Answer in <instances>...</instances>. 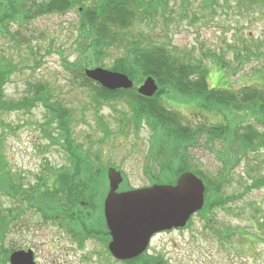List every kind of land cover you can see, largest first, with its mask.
<instances>
[{
    "label": "rangeland",
    "instance_id": "374dc122",
    "mask_svg": "<svg viewBox=\"0 0 264 264\" xmlns=\"http://www.w3.org/2000/svg\"><path fill=\"white\" fill-rule=\"evenodd\" d=\"M97 1L78 0L74 10L64 15L39 18L25 27L13 25L10 35L0 36V64L5 62L11 68L2 85L1 99L7 106L15 105L31 95V86H43L50 102L58 103L70 113L68 143L72 142L75 150L86 152L90 164L99 167L101 173L109 167L119 171L123 177L119 192L150 188L153 184H173L169 180L161 183V173L166 167L160 163L159 147L151 142V128L145 121L128 123L133 115L128 98L120 96L107 103H96V91L83 85L80 65L89 60V45L79 30L78 9ZM168 6L164 16L135 22L124 33L125 39L137 38L143 44L163 46L184 63L200 60L208 68L209 90L224 87L232 93L244 94L243 88L250 86L264 92V2L168 0ZM122 48H108L97 61L98 67L83 71L111 72L113 63L124 55ZM146 79L133 86L137 89ZM181 99L187 102L186 98ZM243 101L240 99L241 107L236 106L235 111L211 114H206V109L200 113V109L191 108L192 113L188 108L180 110L169 105L170 109L179 111L183 121H195L194 114H198L204 123L228 130L224 131L222 140L214 134L210 145L202 139L187 149L191 159L187 172L204 185L220 184L216 197L221 202L209 208L204 206L200 213L190 217L184 228L154 237L140 261L264 264V185L261 184L264 151L243 153V130L237 127L243 121L244 126L250 123L258 127L256 120L260 119L252 115L245 117ZM48 119L47 110L40 104L28 113H0L1 158L11 175L16 180L21 177L22 185L28 188L46 171L51 174L60 169V173H66L67 170L61 169L74 166L67 155V143L56 140L59 134L55 126L48 124ZM235 129L239 130L242 149L234 138ZM84 172L96 171L90 168ZM105 184L102 178L97 191L100 197ZM21 197L10 198L0 192V210H16L18 217L12 221L7 237L0 240V260H4L5 250L10 253L30 250L36 264H124L109 256L105 243L87 240L79 248L56 219L50 215L44 217ZM79 204L87 209V202L80 199ZM100 218L99 213L92 219L94 226H102ZM3 264H9V260Z\"/></svg>",
    "mask_w": 264,
    "mask_h": 264
},
{
    "label": "trees",
    "instance_id": "16d2710c",
    "mask_svg": "<svg viewBox=\"0 0 264 264\" xmlns=\"http://www.w3.org/2000/svg\"><path fill=\"white\" fill-rule=\"evenodd\" d=\"M77 1L0 0V36L10 35L13 25L25 27L39 18L64 15L68 11L74 10ZM254 2L261 4L264 0H254ZM168 7V0H151L150 2H144L143 0H99L78 9L79 30H81V35H84L89 45V60L83 61V64L80 65V76L83 85L96 91V103L101 101L107 103L120 96L121 98H128L127 102L132 106V109H130L133 112V115L127 120L128 123L134 124L135 122V124H139L145 121L152 131V144H156L160 149V154H162L160 163H165L166 168L161 173V183L165 180L174 182L178 174L189 171L191 159L187 156V149L194 144L195 132L193 129L183 127V118L178 113L179 111L169 108L171 104L180 110L181 108L184 109L183 105L186 101L181 98L187 99L186 104L189 107L200 109V113L203 109H206L208 112L206 114L224 110L235 111L236 106L241 107L240 99L243 100L244 98L245 117L252 115V117L260 119L259 121L256 120L258 127L250 123L244 126L246 132L244 133V153L264 151L263 91L259 92L250 86L243 88L244 94L232 93L224 87L209 90L206 81L208 68L200 60H191L184 63L163 46L143 44L137 38L125 39L126 35L124 33L135 22H147L149 18L151 19L156 15L164 16ZM110 47L124 48H122L124 55L113 63L110 71L126 75L134 84H139L148 77L153 78L158 85V91L152 98L148 99L138 95L135 86L129 90L108 91L85 77L83 70L88 67H98L97 61L103 57L104 51ZM10 71L9 64L5 62L0 64V113L2 111H24L28 113L39 104L42 105L49 115L48 124L55 126V132L59 134L56 140H63L67 143V155L74 166L73 168L61 169L67 170L66 173H60V169L53 171L51 174H47L46 171L39 175L38 178L40 179H38V182L36 181V184L28 188L22 185L23 180L21 177L16 180L11 175L0 154V192L15 199L23 196L21 197L22 201H27L32 209H37L44 217L50 215L54 220L59 215L68 216L69 218L78 217L77 220H73V224L82 226V231H86L85 224H89V214L94 213L93 217L95 218L101 211V202L105 196V191L102 190L101 197L97 191H99L98 188L102 178L106 180L105 172L101 173L99 167L90 164L91 158L86 155V152L81 153L78 149L75 150L72 142L68 143V115L70 113L68 110L61 108L58 103L52 104L49 100V94L43 86H31V95L18 104L7 106L3 103L1 99L2 85L7 81L11 74ZM194 109H191L192 112H194ZM246 119L252 122L251 118ZM237 127L241 128V123ZM224 131L228 130L216 127L214 134L222 140ZM238 131V129H235L234 138L242 149ZM77 162L78 164H76ZM90 168H93V171L96 172L92 174L84 172V170L88 171ZM71 170L76 172L73 173ZM206 184L205 206L209 208L221 202L216 197L218 196L220 184ZM261 184L264 185V180ZM80 199L87 202V209H90L88 213L87 209L84 210L79 204ZM10 210H8L9 212L0 210L1 241L7 237L12 221L14 222L18 218L15 216L17 211ZM72 213H75L73 217ZM11 253L5 250L3 254L4 262L0 260V264L8 262ZM124 263L135 264L132 261ZM136 264L161 263L137 260Z\"/></svg>",
    "mask_w": 264,
    "mask_h": 264
},
{
    "label": "water",
    "instance_id": "95a60500",
    "mask_svg": "<svg viewBox=\"0 0 264 264\" xmlns=\"http://www.w3.org/2000/svg\"><path fill=\"white\" fill-rule=\"evenodd\" d=\"M87 79L108 91L133 88L130 79L120 73L102 69L86 70ZM155 81L148 77L137 93L151 98L157 92ZM109 191L103 211L111 242L110 254L118 261H129L141 255L149 239L157 232L183 228L189 218L200 211L204 203V186L191 173L180 175L174 186L154 185L151 188L117 193L123 183L120 172L106 171ZM10 264H35L32 251L11 254Z\"/></svg>",
    "mask_w": 264,
    "mask_h": 264
},
{
    "label": "flooded vegetation",
    "instance_id": "af4514ba",
    "mask_svg": "<svg viewBox=\"0 0 264 264\" xmlns=\"http://www.w3.org/2000/svg\"><path fill=\"white\" fill-rule=\"evenodd\" d=\"M243 100H244V98H243ZM186 106L184 105L185 110L187 108H188L187 110H191V107H189V106L186 107ZM192 113H194V112H192ZM196 113H198V112H196ZM194 116H195V121L191 120L190 122H188L185 120V121H183V123H186V124H184L185 126H183V127L187 128V129H193V131L195 132L194 134H195L196 144L201 142L203 139L204 143H207L208 145H210L213 142V135H214V132L216 129V125H214L213 123H210V122L207 124L204 123V119L202 118L201 115H198V114L195 115L194 114ZM241 123H242L241 124V130H243V136H242L243 140L242 141H243V149H244V121ZM243 153H244V151H243ZM242 155L244 156V154H242ZM107 192H108V184L106 185V188H105V196L101 202V205H102L101 211H99L100 216H101L100 221L103 222L102 226H99V225L94 226L93 225L94 222H92V219L95 220V218L93 217L94 213L89 214L90 215L89 224H87V223L85 224L86 231H82V229H81L82 226L75 224V223L73 224V222H74L73 220L78 219V217H73V215L77 212L71 214L73 218H69L68 216H64V215L59 216V217H57L56 222L59 225V227L67 233V235L72 237L73 242H75L79 248H82L84 245L83 242H86L87 240L93 241V242H100L102 244L105 243L106 244L105 250L109 254V256L111 257L109 250H108V246L111 242V237H110V234H109V231H108L105 219H104V213H103V202H104V199L106 197ZM117 192L119 193V191H117ZM203 208H202V210H203ZM200 212H198V213H200ZM187 224H188V222H187ZM175 230H179V229H171L169 231H161V232H157V233L153 234L151 236V238L149 239L148 246H147L146 251L144 253H146L149 250L150 243L154 237H156L160 234L169 233L170 231H175ZM142 255L138 256L135 259H132L131 261L135 262V264H136L137 260H140L139 258H141ZM124 264H128V263H124Z\"/></svg>",
    "mask_w": 264,
    "mask_h": 264
}]
</instances>
